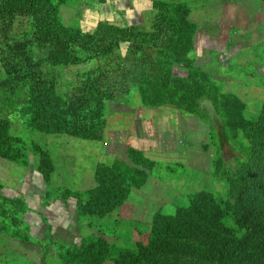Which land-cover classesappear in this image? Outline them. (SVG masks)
<instances>
[{
  "label": "trees",
  "instance_id": "obj_1",
  "mask_svg": "<svg viewBox=\"0 0 264 264\" xmlns=\"http://www.w3.org/2000/svg\"><path fill=\"white\" fill-rule=\"evenodd\" d=\"M93 1L0 0V89L24 97V126L45 137L100 140L105 102H123L132 89L145 108L170 106L202 120L199 101L206 99L220 121L208 133L203 150L214 147L212 173L224 179L226 190L221 195L210 190L188 194L184 203L172 204V214L152 215L144 240L135 241L134 247H117V224L108 225L103 218L141 190L150 176L162 181V172L172 168L129 147L127 161L97 165L95 188L79 193L53 186L55 167L46 142L12 135L11 121L0 117V158L28 167L33 157L35 172L47 186L46 201L74 199L77 218L95 231L78 245L51 243L59 264H264V216L246 209L252 198L264 193V103L256 117H246L238 97L221 92L194 67L189 55L194 26L184 3L153 1L143 13V25L99 21L91 31H83L61 21V6ZM82 65H89L87 71L59 85L55 67ZM174 65L185 68L187 75L173 76ZM238 131L247 136L248 145L237 141ZM226 144L238 153L228 166L222 158ZM30 211L21 195L7 194L0 182V233L33 242L25 222ZM44 257L45 252L43 264Z\"/></svg>",
  "mask_w": 264,
  "mask_h": 264
},
{
  "label": "rangeland",
  "instance_id": "obj_2",
  "mask_svg": "<svg viewBox=\"0 0 264 264\" xmlns=\"http://www.w3.org/2000/svg\"><path fill=\"white\" fill-rule=\"evenodd\" d=\"M125 1H128L129 3L135 2L138 5L134 17L130 20H126L125 18ZM153 1L174 4L180 2L184 3L189 8L187 20L194 26L193 51L189 55L194 60V67L205 72L209 76L211 83L218 86L221 92L229 93L238 97L244 103L246 117H256L264 103V2L262 0H256L258 3L261 1L262 3L260 2V4L251 3L252 6L249 4L250 7L246 9L248 11L241 7V4L244 3L245 0H103L102 2L94 0L92 3L88 2L75 6H70L73 3L70 2L71 4L68 3L61 6L59 15L61 21L66 26H78L83 31H91L99 21L119 26H124L125 24L143 25L145 24V16L143 13L145 11H150ZM222 6L229 10V14L225 17L223 16L224 20H222L219 15ZM128 16L130 17L131 15ZM227 33L230 34L228 37ZM88 68L89 65H82L55 67L54 69L59 71V85H61V82L67 80L72 74L83 73L87 71ZM172 74L175 77H185L187 75V70L181 66L174 65L172 68ZM1 77L2 73L0 70V79ZM23 103L24 97L22 98L18 96L17 93L11 95L0 89V117H6L11 121V134L19 136L25 141H31L34 139V141L40 145H42L43 141H45V147L48 152L49 146L47 144V140L50 135L67 136L79 141L93 142L98 147H101V149H104V151H110V147L114 146V143L112 144L113 141L110 139V135L107 134V131L110 132V129L107 127L109 121L107 117L110 115L112 117L113 112L111 111L115 110L116 107L121 109L123 106L129 108L133 107L134 109L138 107L144 108L140 104V98L135 89L131 90L130 94L123 100V102H105L103 113L106 124L101 139L87 140L62 134H49L45 137L37 131H30L24 126L25 116L21 113ZM166 107L169 110L172 109L173 111H180L174 107ZM199 112L204 115V120L182 111H180L182 114H180V116L178 115L179 118L175 112L172 113V120L177 124L176 129L173 126V132L175 136L179 137L178 141L182 150L185 151V149L189 147L186 145L190 144L191 141L194 143L197 142L199 145L194 147L192 151V164L197 162L199 164L197 168H185L184 164L186 161L182 159L180 160V158L177 160L174 159L173 161L161 159V156H163L162 153H159L160 157H158V155H151L150 157H146L144 155L151 161L158 162L160 165L164 166L168 165L172 168L171 171L168 169L162 172V181L156 176H150L157 179L160 183V187H158L154 193L160 194L161 197L159 201L155 200V196L153 197V200L140 201V206H142L145 211H157L161 209V206L166 207L167 204L171 203L165 210V213L172 214L174 212L172 204L184 203L186 201V196L190 193L199 190H210L216 195H221L225 192L226 182L224 179H222V177H216L212 173L211 160L215 156L214 147L210 144L208 145L207 150H203V145L209 144L208 133L215 129L214 125L219 123L220 117L214 112L211 102L206 99L199 101ZM115 119V117L110 118L112 128L116 126ZM153 133H162L163 136L167 137L169 130L164 126V124H162L160 127L153 128ZM236 138L237 141L243 145L249 144L247 136L241 131L237 132ZM151 148L156 150L163 147L161 144H152ZM72 150L75 149L73 148ZM127 150L125 151L122 159L118 157L108 162L98 161L94 164V186L92 188L79 191L62 186L58 182L56 174H54L53 177V186L67 188L71 191L79 193L89 191L96 187L95 169L97 165H109L114 160L127 161ZM75 151H72L73 156H79V154L83 152L80 150ZM237 156V151H235L231 145L226 144L223 147L222 158L224 165L228 166L234 164ZM33 162L34 159L32 157L28 168L32 163L31 167L35 171ZM86 162L88 164L90 163V160L87 159ZM12 163L13 162H11L10 165H12ZM37 177V182L41 186L36 188L39 191H43L42 193L45 195L47 186L42 182L38 174ZM4 182L6 183L7 180L5 179ZM4 182L2 183L5 184ZM11 183L16 186L15 183H18V181L15 180ZM69 200L74 203V224L77 228V231H75L76 233L74 232V234L78 235L74 238L73 234V239H69V242L66 244L78 245L81 240L93 236L95 231L87 224L86 220H79L77 218L75 211L76 202L74 199ZM120 208L105 216L103 218V222L108 225L113 224L114 222L117 224V228L119 229V238L116 241L117 247H134L135 241L144 240L142 239V235L149 229L151 218L144 214H140V212H134L137 215L136 218H131V212H128L124 216L120 214ZM246 209L253 216H255V214L264 216V193L252 198L246 206ZM31 236L33 237L32 234ZM45 236L46 240H44L43 246L47 243L49 245L45 248V250L42 246V250H44L43 253L45 252L44 261L45 264H54L50 253L51 250L55 251L53 244L51 245V243H55V241L54 239H51L50 230L45 232ZM0 245H2L1 242ZM16 245V242H13L12 247L8 249V253L0 251L1 263L6 264L9 260L13 263L19 262V264H33L32 253H28V255H26L27 257L16 254ZM55 259L57 264H59L56 256ZM37 260L38 258L35 256L33 261Z\"/></svg>",
  "mask_w": 264,
  "mask_h": 264
},
{
  "label": "crops",
  "instance_id": "obj_3",
  "mask_svg": "<svg viewBox=\"0 0 264 264\" xmlns=\"http://www.w3.org/2000/svg\"><path fill=\"white\" fill-rule=\"evenodd\" d=\"M125 2V18L126 20H130L134 17L138 5L135 2ZM260 2L258 3L256 0H245L241 4V7L246 10L250 7L249 4L252 6L251 3L260 4ZM227 14H229V10L222 6L219 13L221 19L224 20L223 16L225 17ZM128 15L131 16L129 17ZM229 33H227V37L230 35ZM132 108L123 106V108L119 109L116 107L115 110L111 111L115 116L112 115L111 117L110 115L107 117L109 120L107 127L110 129V132L107 131V134L110 135V139L113 141L112 144L114 143V146L110 147V151H104V149H101V147H98L93 142L79 141L67 136L50 135L48 137L47 144L55 166L56 178L62 186L79 191L92 188L94 186V164L98 161L108 162L118 157L122 159L129 146L141 150L146 157H150L151 155H158L160 157L159 153H162L163 156H161V159L173 161L174 159L177 160L180 158V160L186 161L187 164H184L185 168L192 169L198 167L199 164L197 162L192 164V151L198 143L191 141L189 147L183 151L178 141L179 137L175 136L173 132V129L177 128V124L172 120V113L175 112L178 117V115L180 116L182 114L180 111L169 110L167 107L155 109L145 107H138L139 109ZM114 117L116 118V126L112 128L110 118ZM162 124L169 130L167 137L163 136L162 133H153V128L160 127ZM152 144H161L163 148L153 150L151 148ZM73 148L83 152L79 156H73L72 154L75 151L72 150ZM87 159L90 160L88 164L86 162ZM10 164L11 162L0 158V182H4L6 179L7 182H4L6 184L4 185L7 194L11 196L21 195L27 202L31 211L25 215V221L31 228L34 241H14L8 235L0 233V242L2 243L0 245V251L8 253V249L12 247L13 242H16V254L27 257L26 255L28 253H32L33 259L35 256L38 258L37 261H33L32 259V263L43 264L42 256L44 250H42V246L44 240H46L45 232L50 230L51 239H54L55 242L66 244L72 238L74 232L77 231L76 225L74 224V203L71 200L63 202L55 199L47 202L44 193H42L43 191H39L36 188L41 185L37 182V173L32 169V163L29 168L21 167L15 163ZM15 180L18 181V183H15L16 186L11 183ZM159 185L160 183L157 179L150 177L142 190L133 191L130 194L129 198L120 208V214L125 216L128 212H131V218H136L137 215L134 212H140V214L151 218L155 212L165 211L171 203L167 204L166 207L161 206V209L157 211H145L140 206V201L153 200L154 196L156 198L155 200H160L161 195L154 193L160 187ZM77 235L74 234V238ZM50 254L53 263L57 264L54 251L51 250Z\"/></svg>",
  "mask_w": 264,
  "mask_h": 264
}]
</instances>
